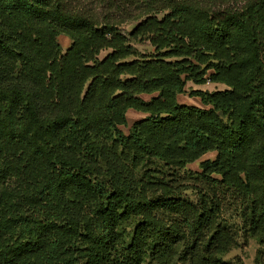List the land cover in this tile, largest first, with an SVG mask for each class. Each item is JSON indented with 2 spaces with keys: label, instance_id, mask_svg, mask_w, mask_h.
I'll list each match as a JSON object with an SVG mask.
<instances>
[{
  "label": "trees",
  "instance_id": "obj_1",
  "mask_svg": "<svg viewBox=\"0 0 264 264\" xmlns=\"http://www.w3.org/2000/svg\"><path fill=\"white\" fill-rule=\"evenodd\" d=\"M60 33L72 38L64 53ZM135 40L154 53H141ZM188 80L230 88L192 89L211 104L201 108L177 101ZM130 108L147 115L124 134L118 125ZM105 147L121 162L157 159L175 169L217 155L194 175L208 186L197 202L172 187L151 200L96 164ZM22 149L47 169L39 184L19 190L6 175L20 168L0 167V264H83L82 238L108 244L129 218L139 221L111 262L230 264L217 254L233 240L219 221L226 192L248 203L250 230L264 242V0H0V163ZM69 182L93 197L101 231L50 207L53 199L73 202L61 196ZM151 209L174 218L167 223Z\"/></svg>",
  "mask_w": 264,
  "mask_h": 264
},
{
  "label": "rangeland",
  "instance_id": "obj_2",
  "mask_svg": "<svg viewBox=\"0 0 264 264\" xmlns=\"http://www.w3.org/2000/svg\"><path fill=\"white\" fill-rule=\"evenodd\" d=\"M135 23L127 24L122 27L132 29ZM57 42L60 44L63 53L71 46L72 38L65 34L60 33L57 36ZM135 47L143 54L154 53V48L148 41L135 40ZM111 49H103L99 53L98 57L101 59ZM197 62V61H196ZM207 62H202L201 66L204 67ZM18 70L20 65L18 63ZM212 72L209 70L208 73ZM246 70L240 71V75L244 76ZM240 76V77H241ZM230 87L222 82H211L197 84L192 80H188L186 83L185 91L177 94V101L183 104H192L201 108H209L211 104H205L199 96L191 95L192 89L208 90L210 92L216 90L229 89ZM84 91L82 92V95ZM158 91L152 94L143 93L141 96L144 99H149L152 95H157ZM55 101V98H52ZM147 113L128 109L126 112L127 122L126 124L118 125L124 134L130 132L134 122L145 117ZM99 134L107 135L106 130L99 132ZM255 143L251 141L250 148L247 154L245 162L252 159L254 155ZM9 154L14 155L15 150L7 151ZM22 155L19 158L11 157L4 158L3 165L0 163V167L3 169L8 167H16L15 172L20 168V174H11L8 178L6 175V184L17 189H30L39 184L45 176L47 169L43 160L37 156H29L28 149H22ZM217 151H208L201 155L198 159L188 163L184 168H173L164 162L157 159H151L149 161L137 162L132 164L131 162H121L116 160L108 147H105L102 151V161L96 164L102 168H112L117 170L116 177L126 182V185L135 189L137 194H145L151 200H154L160 196V194L167 187L174 189V195H179L182 198L188 199L193 202H197L200 197L199 190H207V184H204L201 178L194 175L202 171L201 163L206 159H215ZM192 171V173H190ZM198 176V175H197ZM63 190V191H62ZM62 191V192H61ZM61 196L67 199H72V203L62 202L59 199H53L50 207H54L53 210L59 213H68L72 216L78 217L82 220V225L86 229L92 232L101 231V221L99 217L94 213L92 204L94 202L91 194L84 187H79L75 183H66L61 189ZM226 197V198H225ZM223 197V208L219 216V221L231 232L233 240L223 243L217 250V254L224 261L230 264H264V242H260L259 238L250 230L249 212L246 210L248 203L239 198L236 194L229 191L225 193ZM27 207V206H25ZM154 214H157L167 223H171L174 216L169 212L162 210L151 209ZM139 218H129L118 222V226L114 232L113 240L108 244L95 243L93 241L82 238L81 250L79 253L85 255L81 258L83 264H117V262H111L108 256L112 253L119 251L120 246L126 245L130 240V234L134 230ZM261 227L256 231L259 233ZM51 232H45L41 237V243L43 245L47 242V238ZM37 251H33L32 255H36ZM25 260H29V255H23ZM141 264H153L148 258ZM178 264H188L185 260H179Z\"/></svg>",
  "mask_w": 264,
  "mask_h": 264
}]
</instances>
